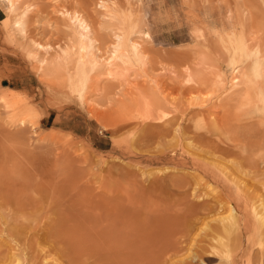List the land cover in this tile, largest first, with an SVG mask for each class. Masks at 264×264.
<instances>
[{
    "label": "rangeland",
    "instance_id": "rangeland-1",
    "mask_svg": "<svg viewBox=\"0 0 264 264\" xmlns=\"http://www.w3.org/2000/svg\"><path fill=\"white\" fill-rule=\"evenodd\" d=\"M97 1L26 0L27 39L63 43L56 7L78 5L94 21ZM112 1L138 24L151 80L108 83L106 95L89 97L40 72L7 35L0 9V258L25 242L35 255L39 241L90 264H246L221 222L233 224L229 195L264 196V117L253 99L239 111L243 92L230 91L224 46L238 33L229 10L247 8L249 32L258 36L264 4ZM101 36L110 47V33ZM197 65L207 77L187 81L184 67ZM134 87L161 101V121L129 110ZM211 245L226 246L229 257Z\"/></svg>",
    "mask_w": 264,
    "mask_h": 264
},
{
    "label": "bare ground",
    "instance_id": "bare-ground-1",
    "mask_svg": "<svg viewBox=\"0 0 264 264\" xmlns=\"http://www.w3.org/2000/svg\"><path fill=\"white\" fill-rule=\"evenodd\" d=\"M111 1L110 3L107 0L97 1L95 6L98 18L93 19L94 21H90L78 5L77 7L69 8L64 7L65 5L56 7V20L62 22L65 28L64 33H62L65 35V37L62 35L64 37L62 44L43 45L36 41L29 42L31 39H27L26 32L28 33V13L31 6L28 5L26 0H0V9L5 13L1 24L4 25L7 35L13 41L18 42L26 54L36 62L38 70L42 73L45 72L49 78L58 79L59 81L57 80V82L60 83V87L83 97L87 95L89 97V94H95L100 90L106 95L105 90L108 89V83L114 84L137 78L151 80L150 75L152 73L150 67L152 64L151 56L146 52L138 38L140 33L138 24L133 23L130 16L121 17L118 14L119 9L118 12L116 11V2ZM261 2L264 4V0H261ZM246 9L242 7H238L235 10L230 9L227 14V19L229 22L231 21V28L238 30V33L233 34L234 37L231 36L228 46H224L231 55L229 59L231 66H233L232 70H234V76H231L230 91L236 88L242 89L243 94L239 101L241 110L239 111H243L242 109L247 107L250 108L249 100L253 99L251 101L254 102L256 100L259 102L261 111L256 108L258 109L257 111L263 112L261 117H264V92L260 87L264 83V28L262 24V27L258 30V36L252 34L254 31L252 33L249 32L252 31V28H250L251 25L248 27V22L252 16L249 10ZM91 17L93 18V16ZM253 18L252 22L254 21ZM105 31L109 32V37H111V41L109 38L111 45L107 48L105 40L101 39V34ZM100 40L101 42L104 41L103 46L105 47L104 50H106L104 55H100V46L102 45H100ZM222 44L225 45L223 42ZM103 46L101 47L102 49ZM183 70L185 79L189 82L202 81L207 77L201 65H197L194 69L192 66L184 67ZM134 90V95L132 94L133 96L129 99V102L132 103L129 110L143 120L161 121L164 116V112L161 109V101L159 102L154 97L152 91L145 92L135 87ZM227 91L225 92L227 93ZM252 94L254 95L251 96ZM228 197L227 202L229 201L228 203L232 206L230 211L233 215H230L232 217L230 220L227 217V220L233 222V224L231 223V225L227 226L228 224L221 222V226L225 231L229 230L234 235V241L231 243L234 244V249L230 248L234 251L233 255L244 256L246 264H264V196L255 197L239 192L234 199L231 196L230 198ZM248 228H252L251 233ZM14 241L19 244L16 240ZM22 245H26V242ZM22 245L18 246L17 250L10 246V252H7L8 254L5 253L0 258V264H90L87 259L78 260L62 254L46 242L37 241L34 244V248L37 251L35 255L29 251L31 248ZM210 248L213 251L216 250L214 252H219L225 258L229 257V251L226 246L216 249V247L211 245Z\"/></svg>",
    "mask_w": 264,
    "mask_h": 264
}]
</instances>
